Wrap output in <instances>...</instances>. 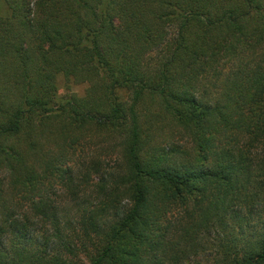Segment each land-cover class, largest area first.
<instances>
[{
    "label": "trees",
    "instance_id": "obj_1",
    "mask_svg": "<svg viewBox=\"0 0 264 264\" xmlns=\"http://www.w3.org/2000/svg\"><path fill=\"white\" fill-rule=\"evenodd\" d=\"M0 4V264H264V0Z\"/></svg>",
    "mask_w": 264,
    "mask_h": 264
},
{
    "label": "rangeland",
    "instance_id": "obj_2",
    "mask_svg": "<svg viewBox=\"0 0 264 264\" xmlns=\"http://www.w3.org/2000/svg\"><path fill=\"white\" fill-rule=\"evenodd\" d=\"M0 9L3 11L5 7L0 4ZM87 84L86 83H78L75 81H70L67 83L64 77H60L59 80V90H58V97L60 96H67L68 94L76 93L78 95H83L86 91Z\"/></svg>",
    "mask_w": 264,
    "mask_h": 264
}]
</instances>
